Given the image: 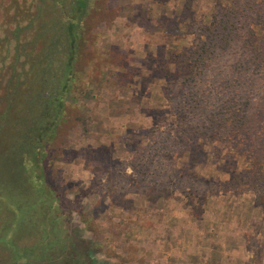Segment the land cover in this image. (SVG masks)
<instances>
[{
    "label": "rangeland",
    "instance_id": "1",
    "mask_svg": "<svg viewBox=\"0 0 264 264\" xmlns=\"http://www.w3.org/2000/svg\"><path fill=\"white\" fill-rule=\"evenodd\" d=\"M187 2L106 0L104 17L84 49L78 95L68 99L87 124L85 132L82 126L68 131V152L57 166L63 194L57 218L64 238L51 247L39 246L43 232L29 226L41 222H32L31 185L21 167L29 159L23 149L29 143L0 139V223L5 221L0 238L8 213L12 227L9 204H17L26 222L20 245H13L19 246L16 256L0 239V264L16 259L22 264H264V177H255L252 171L261 165L245 153L264 161V73L254 91L245 86L235 95L241 102L248 97L254 105L250 115L263 119L239 135L188 134L168 88L183 72L168 57L192 45L194 36L186 28L191 21L207 24L231 0H192L189 9ZM228 63L220 73L232 81L225 77ZM210 108L216 113L220 107ZM156 129L165 146L150 141ZM150 144L161 150L154 179L135 162L138 148Z\"/></svg>",
    "mask_w": 264,
    "mask_h": 264
},
{
    "label": "trees",
    "instance_id": "2",
    "mask_svg": "<svg viewBox=\"0 0 264 264\" xmlns=\"http://www.w3.org/2000/svg\"><path fill=\"white\" fill-rule=\"evenodd\" d=\"M191 1L186 4L188 9ZM105 2L0 0V113L4 112L6 119L11 117L7 123L0 118V139L12 137L8 142L22 139L29 143L23 148L29 159L22 160L21 167L31 185L28 211L35 217L32 222L41 220L36 226L29 225L37 228L36 234L43 232L39 246L51 247L64 238L57 218L63 204L57 166L68 152V131L82 126L85 132L87 124L68 99L78 95L76 82L85 69L84 49L92 43L90 32L98 18L104 17ZM186 28L194 36L192 45L168 57L169 63L183 72L168 85L182 111L179 119L189 125L188 134L200 139L233 131L241 134L252 121L263 119L250 115L254 105L248 97L241 102V96L235 95L245 86L248 92L254 91L264 73V0H231L226 8L215 11L207 24L191 21ZM226 61L230 74L225 77L232 81L221 77L220 69ZM216 104L220 108L215 113L210 107ZM152 132L150 141L165 146L163 140L159 141L163 133L159 129ZM159 147H140L135 159L136 167L144 168L143 173L151 172L152 179L157 176ZM236 147L245 149L240 144ZM238 149L234 148L236 154H249L263 167L264 161ZM261 167L252 171L258 180L264 177ZM250 184L257 187L253 180ZM9 206L13 223L12 227L8 225L10 214L6 211L1 247L16 256L19 246L13 245L20 232L26 231V222L16 203ZM12 264L20 263L16 259Z\"/></svg>",
    "mask_w": 264,
    "mask_h": 264
},
{
    "label": "flooded vegetation",
    "instance_id": "3",
    "mask_svg": "<svg viewBox=\"0 0 264 264\" xmlns=\"http://www.w3.org/2000/svg\"><path fill=\"white\" fill-rule=\"evenodd\" d=\"M20 264H22V263H20Z\"/></svg>",
    "mask_w": 264,
    "mask_h": 264
}]
</instances>
